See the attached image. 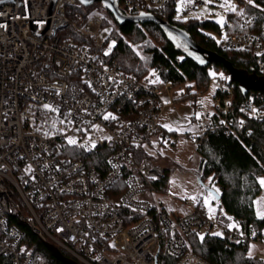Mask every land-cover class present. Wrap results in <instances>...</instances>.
Listing matches in <instances>:
<instances>
[{"label": "built area", "instance_id": "obj_1", "mask_svg": "<svg viewBox=\"0 0 264 264\" xmlns=\"http://www.w3.org/2000/svg\"><path fill=\"white\" fill-rule=\"evenodd\" d=\"M117 2L130 14L166 20L173 0ZM203 3L189 2L187 10ZM102 4L0 0V264H37L29 229L81 264H164L165 255L173 264H212L187 248V235L219 226L230 240L264 244V227L230 229L220 213L199 205L187 214L159 207L153 195L167 193L166 165L146 149L165 138L175 146L180 139L199 145L220 132L251 135L253 122L264 120V96L249 90L235 112L230 77H213L214 111L203 109L201 92L189 93L194 126L168 131L160 116L179 100L174 82L158 84V74L139 77L108 59L116 38L112 30L100 36L108 15ZM257 12L264 8L241 0L242 30L222 43L255 52L264 75V21Z\"/></svg>", "mask_w": 264, "mask_h": 264}, {"label": "trees", "instance_id": "obj_2", "mask_svg": "<svg viewBox=\"0 0 264 264\" xmlns=\"http://www.w3.org/2000/svg\"><path fill=\"white\" fill-rule=\"evenodd\" d=\"M253 1L264 8V0ZM240 2L241 0H238V3ZM122 11L131 13L124 7ZM175 11L176 0H173L165 19L188 31L201 46L217 51L238 68L257 71L255 52L248 49L225 48L222 40L218 41L211 34L212 31L219 29V24L215 20L191 18L184 21L175 18ZM107 13L104 25L113 27L111 34L116 38V43L107 57L111 61L116 60L126 71L139 77H147L153 70L163 79L172 80L174 86L192 81L199 92H203L213 78L210 69L230 77L228 69L221 61L202 66L188 57L176 47L158 24L132 21L120 23L111 11L108 10ZM256 14L258 22L264 21L263 12ZM227 25L228 34L242 30L236 12H229ZM70 34L79 41L85 39L77 31L70 30ZM147 34L155 35L159 39L158 42L155 44L145 41ZM141 43L145 57L141 56L133 46ZM230 82L234 84L237 96L234 105L236 112L245 94L239 82L231 79ZM256 91L264 96L263 90ZM188 94L185 93L182 97ZM252 127L254 130L251 135L245 133L226 135L223 132L210 134L204 142L197 145V150L201 155V177L212 176L219 186L220 208L223 207L242 227L248 228L254 225L262 229L264 216L260 217L256 214L254 199L261 192L259 181L264 175V120L253 122ZM167 182L166 166V176L161 183L163 189H166ZM27 236L34 243V251L39 253L37 264L64 263L53 256L46 242L39 240L30 229ZM187 241L189 250L200 254L212 264H264V259L248 254L249 243L233 241L224 235L193 232L187 235ZM64 253L67 255L66 252ZM164 260V264L174 263V259L168 255H165Z\"/></svg>", "mask_w": 264, "mask_h": 264}, {"label": "rangeland", "instance_id": "obj_3", "mask_svg": "<svg viewBox=\"0 0 264 264\" xmlns=\"http://www.w3.org/2000/svg\"><path fill=\"white\" fill-rule=\"evenodd\" d=\"M194 0H176L175 18L188 21L191 18L198 19H213L219 24L217 31H212L211 34L221 41L228 35V14L231 9L228 7H221L226 0H209L208 3H203L197 9L187 10V4ZM228 4L234 5L238 8V0H227ZM103 12H107L108 8L101 5ZM236 12V11H235ZM221 20L223 23H221ZM112 26H106L100 31V36H109V31ZM158 38L155 35L147 34L145 41L157 43ZM134 48L145 57L143 53V43L140 45L133 44ZM212 77H226L225 73L215 72L210 69ZM149 74L157 75L153 70ZM148 74V75H149ZM154 80L161 85H165V80L161 76H155ZM190 87V88H189ZM217 85L211 81L208 87L200 93L201 104L204 110L214 111L215 96L217 93ZM198 91L196 84L192 81L183 82L171 88L173 98L179 97L178 101L167 105L164 108L160 122L168 131H176L182 133L192 129L193 121V107L190 96L185 93ZM201 111H198L199 115ZM147 151L159 160L162 164L167 165L168 182L166 185V194H154V201L160 207L163 205L168 210L176 213L187 214L193 212L196 205H199L208 213H220L221 220L225 226L233 229L241 230V224L225 211L223 207L220 208L219 201L212 193V189L219 191V186L214 181L212 176L201 177V155L197 150V142L193 140L180 139V141L173 146L169 143L167 138L162 140H155L152 145H146ZM264 178V175L260 179ZM211 196L209 197V194ZM195 197L196 199H192ZM208 199V203L205 200ZM191 202L192 204H189ZM255 212L264 213V186H261V192L254 199ZM262 217L261 215H258ZM223 227H215L211 230L212 233H220ZM258 253L264 254V244L250 240L248 244V254L256 256Z\"/></svg>", "mask_w": 264, "mask_h": 264}, {"label": "water", "instance_id": "obj_4", "mask_svg": "<svg viewBox=\"0 0 264 264\" xmlns=\"http://www.w3.org/2000/svg\"><path fill=\"white\" fill-rule=\"evenodd\" d=\"M55 1L56 0H54V3ZM80 1L85 5H89L98 0ZM100 1L104 3L108 10L114 14L115 18L120 23L132 21L138 23L154 22L158 24L165 31L168 38L174 42L179 50H181L184 54H186L188 57L192 58L202 66H207L208 64L215 61L223 62L229 71L230 79L239 82V86L243 94H247V92L251 89L264 91V75H259L255 70L249 71L247 69H242L234 66L229 59H227L217 51L206 49L199 43H197L193 39L191 34L185 29L150 13L126 14L120 9L117 0ZM211 191L217 199H220L221 194L218 191L213 189ZM46 246L53 256L63 261L65 264H81L65 255V253L57 246L49 242H46Z\"/></svg>", "mask_w": 264, "mask_h": 264}, {"label": "snow or ice", "instance_id": "obj_5", "mask_svg": "<svg viewBox=\"0 0 264 264\" xmlns=\"http://www.w3.org/2000/svg\"><path fill=\"white\" fill-rule=\"evenodd\" d=\"M204 2H205V3H208L209 0H204ZM248 3H249V4H252V3H253V0H248ZM221 7H228V8H230L231 11H233V12L237 11V9H236V7H235L234 5H231V4H228V3H227V0H226L225 4H222V5H221ZM221 23H223L222 20H221ZM106 55H107V53H106ZM44 107L47 108L48 105H45ZM110 116H111V114L105 116L104 119H109ZM111 118H112V119H115V117H111ZM164 127H168V126L165 125ZM109 139H110V138H109ZM67 143H68L69 145H77V141H76L75 139H73V138H70V137L67 139ZM92 146L95 147V144L93 143ZM27 170H28V171H31L30 168L27 169ZM259 183H260L261 186H264V178L260 179ZM210 196H211V193L209 194V197H210ZM192 199L195 200L196 198H195V197H192ZM205 203H208V199L205 200ZM258 215L264 216V213H258ZM213 235H220V233H214ZM201 239H203V236H201Z\"/></svg>", "mask_w": 264, "mask_h": 264}, {"label": "crops", "instance_id": "obj_6", "mask_svg": "<svg viewBox=\"0 0 264 264\" xmlns=\"http://www.w3.org/2000/svg\"><path fill=\"white\" fill-rule=\"evenodd\" d=\"M166 165V164H165ZM167 166V165H166Z\"/></svg>", "mask_w": 264, "mask_h": 264}]
</instances>
